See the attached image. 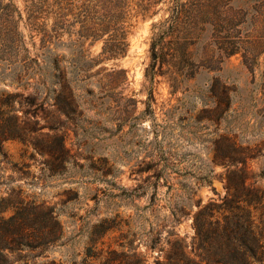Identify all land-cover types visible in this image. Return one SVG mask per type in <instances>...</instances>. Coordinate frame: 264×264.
Returning <instances> with one entry per match:
<instances>
[{
    "label": "rangeland",
    "instance_id": "rangeland-1",
    "mask_svg": "<svg viewBox=\"0 0 264 264\" xmlns=\"http://www.w3.org/2000/svg\"><path fill=\"white\" fill-rule=\"evenodd\" d=\"M8 2L16 10L17 33L27 53L6 42L0 46V91L22 95L16 115L27 134L33 128L50 136L55 128L68 155L55 163L47 153L53 140L6 142L0 198L20 191L26 201L54 208L61 242L68 241L50 256L55 263L82 254L94 234L101 236L99 248L134 254L142 264H163L175 241L192 248L194 216L223 203L243 158L246 184L264 189V97L254 91L264 72V0H234L217 8L222 14L214 16L196 54L201 62L210 59L204 66L219 70L201 66L176 91L165 75L152 77L148 70L152 24L167 16L166 6L152 18L128 20L127 52L115 61L97 62L101 42H86L83 58L70 44L75 37L63 35L60 44L51 46L50 73L76 75L82 82L76 88L71 83L76 108H65L59 118L48 106L58 95L56 87L29 106L24 99L34 97L35 78H27L22 87L12 81L11 69L28 61L25 55L36 58L39 37L29 2L3 0ZM47 22L49 27L53 20ZM229 46H238L240 53L226 58ZM101 68L106 70L97 74ZM111 69L122 70L124 81L106 95L104 74ZM176 202L184 205L185 215L172 226L165 216Z\"/></svg>",
    "mask_w": 264,
    "mask_h": 264
},
{
    "label": "trees",
    "instance_id": "trees-1",
    "mask_svg": "<svg viewBox=\"0 0 264 264\" xmlns=\"http://www.w3.org/2000/svg\"><path fill=\"white\" fill-rule=\"evenodd\" d=\"M25 1L29 2L31 24L39 37V53L36 58L25 55L24 60L28 61L23 64L20 62L18 67L11 69L14 73L12 81L16 82V87H22V82L27 78H35L34 97L24 99L29 106H34L35 99L39 100L44 91L56 87L58 95L52 100L53 104L48 106L54 108L53 114L59 118L66 115L65 108H76L71 83L76 88V84L82 82L78 81L76 75L67 78L62 73L57 76L50 73L48 56L51 46L60 44L63 35L68 40L75 37L70 44L78 48L83 58L86 52L83 45L86 42L89 45L101 42L97 62L115 61L123 58L127 52L128 20L133 16L152 18L159 13L161 6H166L167 16L152 24L148 70L152 77L157 73L165 75L176 91L194 79L201 66L208 71L219 70L217 67L204 66L210 59L201 62L196 50L198 44L205 40L214 16L222 14L217 8L223 9L234 0ZM14 14L15 8L9 2L0 0V22L3 23H0V46H6V42L11 48L22 49L27 53L17 33ZM49 19L53 22L48 27ZM238 53V46H229L224 55L229 58ZM251 63L256 65L255 62ZM243 64L249 65L244 61ZM52 65L57 67V61L54 60ZM105 70L101 68L97 74ZM123 74L122 70L114 69L104 74L109 79L105 84L106 95H110L109 91L124 81ZM214 82L221 87L217 80ZM221 88L224 92L228 91L223 86ZM254 91L264 97V72ZM22 98L20 93L0 91V163L6 159L3 153L6 142H24L29 138L39 143L53 140L55 144L49 147L47 153L55 163L61 164L68 155L62 135H57L55 128H50L54 133L50 136L33 128L27 134L19 123L20 117L16 115V105L20 106ZM130 102L135 103L131 99ZM241 165L238 171L232 172L230 192L223 203L217 208L205 207L194 216L192 248L188 249L183 241H175L163 264H264V189L256 187L255 182L246 184L248 172L245 170L244 158ZM260 177L264 178V172ZM184 208L180 202L169 208V217L165 218H170L172 226L179 217L185 215ZM93 235L82 254L73 253L69 261L63 263L60 259L59 264H142L134 254L97 247L101 236L93 238ZM62 238L58 214L53 207L44 202L26 201L21 198L20 191L11 190L7 197L0 198V264H57L50 256L67 245V240L61 242Z\"/></svg>",
    "mask_w": 264,
    "mask_h": 264
}]
</instances>
